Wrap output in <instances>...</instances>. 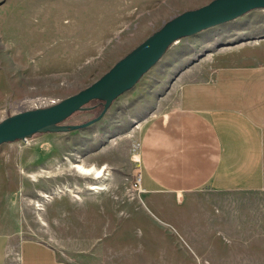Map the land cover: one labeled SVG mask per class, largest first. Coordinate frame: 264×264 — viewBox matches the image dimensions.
Returning <instances> with one entry per match:
<instances>
[{
  "label": "rangeland",
  "instance_id": "obj_1",
  "mask_svg": "<svg viewBox=\"0 0 264 264\" xmlns=\"http://www.w3.org/2000/svg\"><path fill=\"white\" fill-rule=\"evenodd\" d=\"M211 1L0 0V122L77 94L166 22ZM259 62L264 9L176 41L90 126L0 145V233L77 264H264V192L134 186L140 127L174 105L184 72ZM98 103L62 124L90 122ZM76 164L104 177H82ZM95 184L101 190L88 191Z\"/></svg>",
  "mask_w": 264,
  "mask_h": 264
},
{
  "label": "crops",
  "instance_id": "obj_2",
  "mask_svg": "<svg viewBox=\"0 0 264 264\" xmlns=\"http://www.w3.org/2000/svg\"><path fill=\"white\" fill-rule=\"evenodd\" d=\"M145 194L264 192V62L183 73L174 105L139 130ZM0 264H77L43 242L0 233Z\"/></svg>",
  "mask_w": 264,
  "mask_h": 264
},
{
  "label": "water",
  "instance_id": "obj_3",
  "mask_svg": "<svg viewBox=\"0 0 264 264\" xmlns=\"http://www.w3.org/2000/svg\"><path fill=\"white\" fill-rule=\"evenodd\" d=\"M264 9V0H212L209 4L177 15L119 60L90 86L59 103L21 112L0 122V145L26 140L36 134L66 133L99 121L112 103L131 90L176 41L233 21L253 10ZM102 104L100 114L78 126L62 123L87 110L91 102Z\"/></svg>",
  "mask_w": 264,
  "mask_h": 264
},
{
  "label": "bare ground",
  "instance_id": "obj_4",
  "mask_svg": "<svg viewBox=\"0 0 264 264\" xmlns=\"http://www.w3.org/2000/svg\"><path fill=\"white\" fill-rule=\"evenodd\" d=\"M74 170L81 175L82 177H90L93 180H100L101 178L104 177V173L103 170H101V168L96 169L95 167H85L81 164H76L73 165ZM101 190L100 185L95 184V185H89L88 186V191H92V192H97ZM44 199H50V196H43ZM74 198L77 199V196H74ZM48 201V200H47ZM40 208V207H39ZM40 210V209H38Z\"/></svg>",
  "mask_w": 264,
  "mask_h": 264
},
{
  "label": "built area",
  "instance_id": "obj_5",
  "mask_svg": "<svg viewBox=\"0 0 264 264\" xmlns=\"http://www.w3.org/2000/svg\"><path fill=\"white\" fill-rule=\"evenodd\" d=\"M135 187L138 188V190H140V178H138L134 184Z\"/></svg>",
  "mask_w": 264,
  "mask_h": 264
},
{
  "label": "trees",
  "instance_id": "obj_6",
  "mask_svg": "<svg viewBox=\"0 0 264 264\" xmlns=\"http://www.w3.org/2000/svg\"><path fill=\"white\" fill-rule=\"evenodd\" d=\"M100 105V103H98Z\"/></svg>",
  "mask_w": 264,
  "mask_h": 264
}]
</instances>
